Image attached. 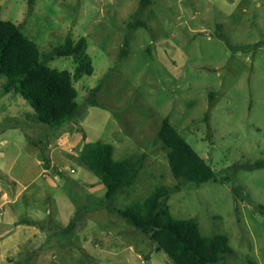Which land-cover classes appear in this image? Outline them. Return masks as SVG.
Masks as SVG:
<instances>
[{"label": "rangeland", "instance_id": "1", "mask_svg": "<svg viewBox=\"0 0 264 264\" xmlns=\"http://www.w3.org/2000/svg\"><path fill=\"white\" fill-rule=\"evenodd\" d=\"M0 19L42 53L86 37L95 69L75 81L80 114L56 132L20 94L4 92L0 75L8 190L0 204L11 200L0 219L28 218L48 234L21 256L0 248V264H174L105 209L106 187L80 160L85 141L112 144L117 160L145 156L134 186L117 196L121 209L177 186L158 138L166 118L216 172L171 196L173 216L196 219L206 236L227 235L229 264H264V167L247 169L264 161V0H151L143 9L142 0H0ZM48 64L72 74L77 66L72 57ZM17 194L27 210H14Z\"/></svg>", "mask_w": 264, "mask_h": 264}, {"label": "trees", "instance_id": "2", "mask_svg": "<svg viewBox=\"0 0 264 264\" xmlns=\"http://www.w3.org/2000/svg\"><path fill=\"white\" fill-rule=\"evenodd\" d=\"M148 4L151 0H142V9ZM140 24L143 25L142 22H139L142 26ZM130 40L131 37L126 40L123 56L129 54ZM57 57H72L77 65L74 74L49 66V61ZM94 70L86 37L77 41L69 37L65 44L42 53L37 43L24 34L19 25L0 19V75L7 79L4 92L20 94L35 110L36 121L53 131L60 130L80 114L75 81L84 75H93ZM92 104L98 106L95 102ZM158 138L169 150L170 167L180 184L161 185L143 201L134 202L124 209L116 207L115 201L121 191L134 186L144 166L145 156L117 160L112 144L85 141L80 150V160L106 187L103 199L105 209L147 236L156 245L157 251H164L174 264H229L228 258L234 250L227 235H204L196 219L175 218L168 205L173 194L188 184L199 187L215 180L216 172L168 118L163 120ZM42 158L48 168L49 157L43 154ZM262 167L264 161L247 169ZM72 227L73 223L69 229Z\"/></svg>", "mask_w": 264, "mask_h": 264}, {"label": "crops", "instance_id": "3", "mask_svg": "<svg viewBox=\"0 0 264 264\" xmlns=\"http://www.w3.org/2000/svg\"><path fill=\"white\" fill-rule=\"evenodd\" d=\"M1 170V169H0ZM3 175H0V200L2 198H6L7 196V188L3 186L2 180ZM13 182L12 178H9ZM50 184H54L52 179L48 178ZM20 194L15 195L13 202V208L17 211H25L23 203L19 201ZM11 200H5L3 203L0 204V217L3 215V205L5 203H10ZM32 210L35 207L31 206ZM30 209V207H29ZM32 212V211H31ZM28 218H23L20 220H14L12 217L8 219H0V248H6L7 252L13 251L15 256H21L23 253L21 247H25L26 245H33L35 244V240H40L41 243L44 242L45 236H48L47 231L42 229L40 226L35 225L34 223L30 222ZM35 238V239H34ZM27 249V248H25ZM3 256V254H1ZM11 256H14L11 254ZM10 256V257H11Z\"/></svg>", "mask_w": 264, "mask_h": 264}, {"label": "built area", "instance_id": "4", "mask_svg": "<svg viewBox=\"0 0 264 264\" xmlns=\"http://www.w3.org/2000/svg\"><path fill=\"white\" fill-rule=\"evenodd\" d=\"M73 172V171H72Z\"/></svg>", "mask_w": 264, "mask_h": 264}]
</instances>
